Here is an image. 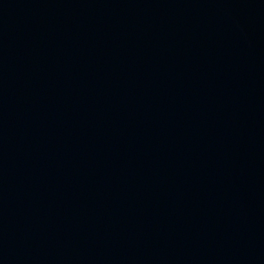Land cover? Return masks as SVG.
Here are the masks:
<instances>
[{
	"label": "water",
	"instance_id": "water-1",
	"mask_svg": "<svg viewBox=\"0 0 264 264\" xmlns=\"http://www.w3.org/2000/svg\"><path fill=\"white\" fill-rule=\"evenodd\" d=\"M0 264H264V0H0Z\"/></svg>",
	"mask_w": 264,
	"mask_h": 264
}]
</instances>
